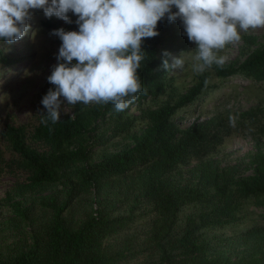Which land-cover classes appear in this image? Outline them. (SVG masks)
Returning a JSON list of instances; mask_svg holds the SVG:
<instances>
[{
    "label": "trees",
    "instance_id": "1",
    "mask_svg": "<svg viewBox=\"0 0 264 264\" xmlns=\"http://www.w3.org/2000/svg\"><path fill=\"white\" fill-rule=\"evenodd\" d=\"M76 19L42 25L54 36L53 29L78 30ZM158 30L143 42L144 90L128 109L77 104L45 126L41 101L54 87L47 77L56 59L39 93L37 122L1 130L9 157L0 148V170L24 177L0 197V264H264V212L241 232L224 231L245 218L246 203L264 210V105L187 126L182 113L213 76L264 82V34L241 35L238 57L196 73L185 92L158 107H141L173 90L163 61L171 64L172 51L190 46L179 19L163 18ZM16 60L0 47L1 64ZM234 133L250 136L255 150L249 160L222 164L216 154ZM120 137L121 147L114 143Z\"/></svg>",
    "mask_w": 264,
    "mask_h": 264
},
{
    "label": "clouds",
    "instance_id": "2",
    "mask_svg": "<svg viewBox=\"0 0 264 264\" xmlns=\"http://www.w3.org/2000/svg\"><path fill=\"white\" fill-rule=\"evenodd\" d=\"M35 10L67 23H72L71 12L78 25V30L51 32L62 43L47 77L54 87L41 101L45 126L61 120L65 101L67 106L111 103L117 112L128 109L144 90L138 71L146 58L143 42L159 35L163 18L179 19L195 43L197 73L213 64L223 67L226 57L219 52L226 45L238 42L241 32L264 27V0H0V42L13 44L32 31ZM184 53L171 64L164 59L162 67L182 70ZM238 120V113L230 114L229 126Z\"/></svg>",
    "mask_w": 264,
    "mask_h": 264
},
{
    "label": "rangeland",
    "instance_id": "3",
    "mask_svg": "<svg viewBox=\"0 0 264 264\" xmlns=\"http://www.w3.org/2000/svg\"><path fill=\"white\" fill-rule=\"evenodd\" d=\"M69 16H72L71 12ZM45 19L64 21L55 15L48 18L43 10H35L32 20L29 21L32 25V31L13 44L8 45L0 42L3 51L17 59L12 63H0V148L5 151L6 160H8L9 152L5 149L4 141L1 140V130L8 123L25 124L32 127L37 122L40 110L39 93L48 72L57 59L59 47L62 43L60 39L50 36L46 32L42 25V20ZM243 34L261 36L264 34V27L241 32V35ZM241 45L242 37L238 42L226 45L219 52V55L225 56L226 62H229L240 55ZM195 48V43L190 42L189 47L170 53V59L173 62L174 57H178L185 52L184 68L182 70L171 69L169 73L173 90L170 88L167 94L149 98L141 107H158L170 96L175 97L177 94L185 92L195 82V74L197 73L193 69V65L197 63L194 59ZM210 83L212 87L182 112L186 115L184 126L190 124L195 118L204 120L218 112L226 113L229 109L247 110L257 104L264 105V82L252 81L240 76H234L226 80L213 76ZM65 107H67V113L72 112V106H67L65 101L61 106V114H65ZM141 107H134L132 112L139 115ZM142 124L143 122L139 120L137 128H140ZM122 142L125 143L126 140L121 137L114 140V143L119 147L122 146V144H119ZM254 150V140L250 136L234 133L225 139L216 156L222 161V164H235L244 158L249 160L248 154ZM23 177L22 174L9 173L7 168L0 170V197L5 196L6 190L16 180L19 178L22 180ZM245 211V218L242 221L224 229L228 235L241 232L260 222V214L264 212L262 208L251 203L245 204Z\"/></svg>",
    "mask_w": 264,
    "mask_h": 264
}]
</instances>
